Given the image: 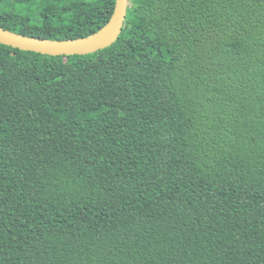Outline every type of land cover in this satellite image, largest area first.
I'll use <instances>...</instances> for the list:
<instances>
[{
    "label": "trees",
    "instance_id": "obj_1",
    "mask_svg": "<svg viewBox=\"0 0 264 264\" xmlns=\"http://www.w3.org/2000/svg\"><path fill=\"white\" fill-rule=\"evenodd\" d=\"M1 5L73 39L116 0ZM0 264H264V0H129L88 54L0 42Z\"/></svg>",
    "mask_w": 264,
    "mask_h": 264
},
{
    "label": "water",
    "instance_id": "obj_2",
    "mask_svg": "<svg viewBox=\"0 0 264 264\" xmlns=\"http://www.w3.org/2000/svg\"><path fill=\"white\" fill-rule=\"evenodd\" d=\"M129 0H116L110 20L98 31L73 39H48L24 35L0 26V42L46 55L88 54L112 45L121 35L128 14Z\"/></svg>",
    "mask_w": 264,
    "mask_h": 264
},
{
    "label": "rangeland",
    "instance_id": "obj_3",
    "mask_svg": "<svg viewBox=\"0 0 264 264\" xmlns=\"http://www.w3.org/2000/svg\"><path fill=\"white\" fill-rule=\"evenodd\" d=\"M1 7V9H5V10H16L17 8L19 9V8H22V7H20V6H17V7H12V6H10V5H1L0 6ZM22 10H26V8H24V9H22Z\"/></svg>",
    "mask_w": 264,
    "mask_h": 264
}]
</instances>
